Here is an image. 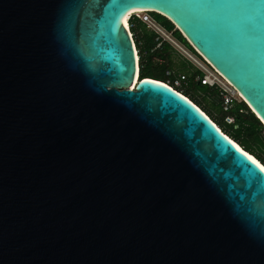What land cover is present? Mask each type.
Listing matches in <instances>:
<instances>
[{
	"label": "water",
	"instance_id": "95a60500",
	"mask_svg": "<svg viewBox=\"0 0 264 264\" xmlns=\"http://www.w3.org/2000/svg\"><path fill=\"white\" fill-rule=\"evenodd\" d=\"M134 11L264 125V0H0V264H264V172L135 81Z\"/></svg>",
	"mask_w": 264,
	"mask_h": 264
},
{
	"label": "trees",
	"instance_id": "16d2710c",
	"mask_svg": "<svg viewBox=\"0 0 264 264\" xmlns=\"http://www.w3.org/2000/svg\"><path fill=\"white\" fill-rule=\"evenodd\" d=\"M153 20H160V25L168 32L173 34V37L184 44L194 55H197L188 45L181 34L174 26L165 18L157 14H149ZM154 16V17H152ZM158 21V20H157ZM129 31L132 35L135 49L138 54L139 78L157 81L171 87L174 91L188 99L193 105L199 108L230 140L238 144L244 152L256 158L259 163L264 164V126L254 116L249 108L242 101L240 103L232 102L230 109L223 111L219 91L217 88L202 86L195 81L196 76H201V73L196 72L188 78L185 87L173 88V84H166L169 79L173 80V74L167 75L168 71L173 68L172 49L167 44H162L156 48L155 35L150 32L151 43L146 41V35L141 32V28L145 27L139 19L131 16L128 22ZM219 104L220 110L218 114L214 110L207 109L201 103L200 97ZM231 118L232 122L227 123L224 119Z\"/></svg>",
	"mask_w": 264,
	"mask_h": 264
},
{
	"label": "built area",
	"instance_id": "2783aa9c",
	"mask_svg": "<svg viewBox=\"0 0 264 264\" xmlns=\"http://www.w3.org/2000/svg\"><path fill=\"white\" fill-rule=\"evenodd\" d=\"M139 20L142 23H144L146 29H148L152 33H154L155 42L157 43L156 48L161 47L162 44H167L172 50H174L175 52L179 53L180 55L185 57L187 60H189V62H191L197 68V72L201 73L200 77L199 76L195 77L196 82L200 83V85H202V86H207L210 88H217L218 89L219 96H220V99L223 101L222 105L224 107L231 105L232 102L235 100L233 97V94H237L239 96V98H241L240 95L234 91V89L231 87V85L229 83H227L216 71H214L202 58H200L198 55H196L199 58V59H197L194 55H192L190 52L185 50L174 39L173 34L171 32H168L163 27L157 25L154 21L151 20L150 16L149 17L144 16L143 18H140ZM130 36H132V35L130 34ZM137 61L138 60H136V67H137ZM168 75H171V74H168ZM170 81L173 84L172 87L177 88V87H180L183 84H185L188 81V78L186 75L177 74V75H175V78L173 80L169 79V81H167L166 84L171 85ZM231 122H232V120H231ZM218 130L221 132L220 129H218ZM226 138H228V137H226Z\"/></svg>",
	"mask_w": 264,
	"mask_h": 264
},
{
	"label": "rangeland",
	"instance_id": "374dc122",
	"mask_svg": "<svg viewBox=\"0 0 264 264\" xmlns=\"http://www.w3.org/2000/svg\"><path fill=\"white\" fill-rule=\"evenodd\" d=\"M138 19L140 18H143L144 16H150L149 14L147 13H137V14H134L132 15ZM154 17V16H152ZM151 18V16H150ZM152 21H154L157 25L161 26L160 25V20L159 19H156L153 20V18H151ZM158 20V21H157ZM129 21V20H128ZM162 27V26H161ZM141 32H143L145 35H146V41L148 43H151V40H150V32L148 31V29H145L144 27L141 28ZM174 39L185 49L187 50L188 52H190L192 55L193 52H191L184 44H182L178 39H176L174 37ZM172 51V56H173V68L171 71H168L167 75L168 74H173L174 76L177 75V74H183V75H186L187 77L191 76V75H194L196 72H197V68L191 63L189 62V60H187L185 57H183L182 55H180L179 53L175 52L174 50H171ZM197 59H199L196 55H194ZM138 78H139V74H138ZM157 82V81H156ZM186 85L183 84L182 86L180 87H177V88H181V87H185ZM169 87V86H168ZM171 88V87H170ZM182 89V88H181ZM176 92V91H175ZM199 96V95H198ZM200 97V100H201V103L204 105L205 108L207 109H212L214 110V112L216 114H218L220 110L219 104H212V102H210L209 100H206L205 98H201ZM233 97H234V101L236 103H240L242 102L243 100L241 98H239V96L237 94H233ZM244 102V101H243ZM245 103V102H244ZM246 105V103H245ZM247 106V105H246ZM222 107V106H221ZM230 105L226 106V107H222V110L225 111V110H228L230 109ZM248 107V106H247ZM249 108V107H248ZM249 110L251 111V109L249 108ZM252 112V111H251ZM253 113V112H252ZM255 116V115H254ZM256 117V116H255ZM257 118V117H256ZM258 119V118H257ZM227 123H231V118H226L224 119ZM261 123V122H260ZM262 126H264L262 123H261ZM239 146V145H238Z\"/></svg>",
	"mask_w": 264,
	"mask_h": 264
},
{
	"label": "bare ground",
	"instance_id": "6f19581e",
	"mask_svg": "<svg viewBox=\"0 0 264 264\" xmlns=\"http://www.w3.org/2000/svg\"><path fill=\"white\" fill-rule=\"evenodd\" d=\"M137 13H140V11H134V12H131V13H129L125 18H124V20H123V22H122V25L125 27V29L128 31V32H130L129 30H128V20L130 19V17L132 16V15H134V14H137ZM136 51V60H138L137 58H138V54H137V50H135ZM138 74H139V65H138V61H137V67H136V75H135V81L136 80H138ZM160 83V82H159ZM226 136V135H225ZM227 137V136H226ZM229 139V138H228ZM233 144H234V146L239 150V151H242L243 153H246V152H244V150L240 147V146H238V144H236L234 141H232V140H230ZM248 154V153H247ZM249 155V154H248ZM250 156V155H249ZM253 157V156H252ZM254 158V157H253ZM256 161H257V163L258 164H260V165H262V166H264L263 164H261V163H259V161L256 159V158H254Z\"/></svg>",
	"mask_w": 264,
	"mask_h": 264
},
{
	"label": "snow or ice",
	"instance_id": "6c2138e0",
	"mask_svg": "<svg viewBox=\"0 0 264 264\" xmlns=\"http://www.w3.org/2000/svg\"><path fill=\"white\" fill-rule=\"evenodd\" d=\"M243 155L246 156L247 160L251 161V163L255 165L259 169L260 172H264V166L258 164L257 161L252 156H249L247 153H243Z\"/></svg>",
	"mask_w": 264,
	"mask_h": 264
},
{
	"label": "crops",
	"instance_id": "0c3cea01",
	"mask_svg": "<svg viewBox=\"0 0 264 264\" xmlns=\"http://www.w3.org/2000/svg\"><path fill=\"white\" fill-rule=\"evenodd\" d=\"M149 32H151L150 30H148Z\"/></svg>",
	"mask_w": 264,
	"mask_h": 264
}]
</instances>
